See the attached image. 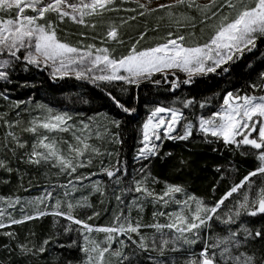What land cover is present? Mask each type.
Segmentation results:
<instances>
[{"label": "snow or ice", "instance_id": "snow-or-ice-1", "mask_svg": "<svg viewBox=\"0 0 264 264\" xmlns=\"http://www.w3.org/2000/svg\"><path fill=\"white\" fill-rule=\"evenodd\" d=\"M123 2L126 0H121V3ZM135 2L143 10L139 13L141 16L158 9H168L169 15L173 16L171 9L184 6L203 13L201 23L206 24L213 19L217 22L210 26L211 34L202 44H186L188 37L174 35L170 31L162 43L138 50L137 44L140 42L138 40L126 55L115 58L108 48H97L95 45L73 46L61 40L57 31L59 24L66 19L79 25H87L86 18L101 17L105 12L121 10L115 7L116 0H0V56L7 57L0 59V80L10 82L9 69L24 63L25 71L28 65L50 66L53 69V78L57 75L62 78L71 73L77 79H87L93 84L123 82L137 87L144 81L159 85L160 80L152 79L155 74L160 73L167 80L169 74L176 76V71L179 70L186 74V79L182 83L191 84L194 77L215 73L217 69L227 73L229 68L223 67L224 65L235 63L245 53L253 52L257 48V42L264 40V0H209L204 5L198 4L197 0H173L171 4H159L156 8L149 7L152 0H146L145 3H141L140 0ZM213 8L216 10L212 11ZM29 10L31 15L27 14ZM123 10L135 11V9ZM4 13L9 14L8 18H4L2 15ZM50 16L54 19H49ZM182 19L189 21V24H181L180 20H176L180 27H195V24L191 23L195 18L182 16ZM90 26L95 28L96 25ZM189 35L194 36L195 33ZM81 36H84V33H81ZM106 38L122 43L119 41L118 29L115 26L109 28ZM143 38L144 33L141 34L140 39ZM180 83L177 77L170 82L171 88L173 90L178 88ZM251 87L264 91V72L259 74V83H254ZM121 91L127 89L121 88ZM107 95L122 111L126 113L135 111L134 108L125 107L110 91ZM0 96L7 99L2 92ZM20 103L24 102H17L15 106L19 107ZM181 103L187 108L194 101L187 100ZM199 106L204 108L206 103H201ZM71 119L67 113L52 114L50 109L43 119L34 118L30 122L31 126L24 129L25 131L34 134L41 128L49 133L71 131L74 142L58 141L55 137L50 139L48 135L38 136L32 145L31 153L27 156V161L32 164L54 161V166H59L61 172H67L70 176L77 171V168L91 164L92 161L88 157L99 155L100 150L88 143L93 135L90 124L81 121L77 129L74 125L68 124ZM88 119L91 121L93 118ZM111 123L116 128L120 126L117 120H112ZM196 132L200 133L207 142H212L208 140V137H211L221 141L225 146L235 145L237 148L248 147L255 150L252 153L245 151L242 154L253 155L258 166L239 183L233 184L214 204H207L201 198L188 194L183 186L177 184H166L162 193H156L147 187L149 173L140 180H134L132 187L123 190L126 193L134 192L139 195L126 205L128 214L126 215L122 208L114 215L110 225H91L73 215L77 207L91 206L87 203V198L78 201L77 204L69 200L62 202L56 199L51 205V212L41 211L39 208L41 204H45L46 200L55 199L53 191H45L42 196L23 202L21 219L13 218L7 208H0V228L6 227L2 222L5 216L10 224H21L45 215L63 217L70 222L63 231L65 233L75 231L79 234V239H74L67 245L61 244L60 247L78 250L83 256L78 264H111L110 260L106 262L107 254L119 258V264L125 262L133 264L141 253L149 252L157 254L147 257L150 264H169L167 259H163L168 251H186L188 257L184 264H264V255L259 258L255 254L249 255L246 252L233 255L234 249L238 250L251 242L264 240V229L252 230L241 222L242 217L264 215V95H239L228 92L217 111L209 116H199L195 124L185 117L181 108L157 106L141 126L139 141L141 147L137 150V159L148 160L158 155L160 145L157 141L163 139L187 141ZM95 135L99 137L101 133L97 131ZM111 135L114 143H122L118 132ZM13 139L18 147H25V144L16 137L13 136ZM61 143L67 145L66 155L65 150L60 147ZM108 155L113 154L108 153ZM121 164L118 159L115 166L102 167L101 172L109 178H115L114 182L119 184L121 175H126V169ZM0 168L8 172L12 171L3 160H0ZM144 171L145 168L140 169V172ZM258 176L262 178L260 185L254 180ZM87 178L76 176L74 179L83 181ZM156 182L153 178V183ZM60 187L71 188L73 192L76 190L73 180ZM93 187L95 191H101L99 182ZM244 189L246 191H242ZM241 192L242 198L223 212L226 201ZM177 194H181L183 198H177ZM64 195L68 197L70 192L66 190ZM115 199L119 204L124 203L121 195H117ZM144 201L162 205L164 208L171 205L177 207L170 212H153L155 223L145 225L139 220L133 223L131 210L138 208L143 211ZM0 202H5V198L0 197ZM6 202L8 208L14 209L16 205L21 204V199L7 198ZM62 204L66 206L67 211L61 210ZM26 206H34V214H26ZM99 215V213L93 214L95 217ZM159 217H166V222L160 223ZM213 221L225 225L228 234L209 235ZM73 225L77 227L73 228ZM232 225H236L235 230ZM143 228L155 230L151 243L149 237L142 234ZM94 232L104 233V239L102 241L93 239ZM133 234L138 239H134ZM4 235L14 238L12 232H5ZM128 241L135 245L131 254L124 252V249L129 247ZM113 243H118L120 248L113 250ZM197 243L203 245L198 253L191 251V246ZM48 244L49 240L46 239L36 250L43 253ZM19 247L25 253L32 251L27 245L22 244ZM65 264H73V260L66 259ZM172 264H175L174 260Z\"/></svg>", "mask_w": 264, "mask_h": 264}, {"label": "trees", "instance_id": "trees-1", "mask_svg": "<svg viewBox=\"0 0 264 264\" xmlns=\"http://www.w3.org/2000/svg\"><path fill=\"white\" fill-rule=\"evenodd\" d=\"M200 1L197 0L200 5L209 2V0ZM140 2L145 3L144 0H140ZM172 2L161 4H171ZM158 5L149 7L156 8ZM115 7L121 10L105 12L101 17H90L87 19V25H79L66 19L58 26V37L71 44L104 42L111 55L117 58L127 54L138 40L140 42L137 44V49L163 42L170 31L174 35L188 37L185 41L186 44L204 43L211 34L210 26L217 22L213 19L207 21L206 24L201 23L203 13L184 6L171 9L173 16L169 15L168 9H158L153 13L141 16L139 13L143 10L138 7L135 0H126L123 3L121 0H116ZM123 9H135V11H124ZM215 10V8L212 9V11ZM2 15L4 18H8L9 14ZM182 16L195 18L191 21L195 27H180L176 20H180L181 24H189V21L182 19ZM131 17H135V19H131ZM49 19H54V17L50 16ZM92 24L96 25L95 28L90 26ZM111 26L118 29L119 41L122 43L106 38V33ZM193 32L195 35L190 36L189 34ZM81 33H84V36H81ZM142 33H144V38L141 40ZM223 67L229 68V71L225 73L221 69H217L215 73L196 76L191 84H183L182 81L186 79V76L177 70L176 76L169 74L167 80L162 74H155L152 79L160 80L159 85L144 81L137 87L123 82L93 84L90 80L77 79L74 76L53 78L43 66L28 65L25 71L24 63L14 65L12 69H9L10 82L0 80V92L7 96V99L0 96V160L5 161L7 166L12 169L11 172H8L4 168H0V197H4L5 200L19 197L22 203L16 205L14 209L7 207V210L13 218L21 219V207L24 201L42 196L44 189L49 188L52 184L64 182L70 177L67 172H61L57 166H54L53 161H42L40 164H32L27 161V156L31 153L32 145L38 136L48 134L42 130L34 134L24 129L31 126L30 122L34 118H41L46 114L45 112L48 113L49 109L52 114L67 113L72 118L68 121L69 125L80 126L81 121L89 123L93 135L88 143L100 150L99 155L88 157L92 161L91 164L78 168L76 173L71 175L72 177L84 176L93 173V170H100L95 183L99 182L101 191H95L93 187L95 183L85 180L86 183L78 185L79 190L77 188L71 196H68L72 197L70 200L73 204L87 198V203L91 205L90 207H77L73 212L76 218L91 225L103 226L110 225L114 215L118 214L122 208L127 215L126 205L139 194L126 193L123 190L132 187L134 180H140L149 173L150 176L146 181L147 187L156 193H162L166 184H177L183 186L188 194L201 198L207 204H214L233 184L239 183L244 176L258 166L253 155L242 154L245 151L252 153L255 150L248 147L237 148L235 145L225 146L221 141L211 137H208V140L212 142H207L198 132L194 133L187 141L168 139L157 141L160 145L159 154L148 160L137 159V150L140 145L143 121L155 106L181 108L185 117L195 124L199 116H206L216 110L223 95L227 92L238 94L264 92L259 88L251 87L252 84L259 83V74L264 72V40L257 42V48L253 52L245 53L235 63H229ZM177 77L181 83L178 88L173 90L170 82ZM121 88H126L127 91L122 92ZM109 91L125 107L134 108L135 111L126 113L118 108L107 95ZM187 100H193L194 103L190 107L184 108L181 102ZM21 101L24 103H20L19 107H16L17 102ZM201 103H206V107L200 108ZM90 117L93 118L91 121L88 119ZM112 120L120 122L119 128L111 123ZM97 131L101 133L99 137L95 135ZM117 132L120 134L122 143H114L112 140L111 133ZM13 136L24 143L25 147H18ZM53 137L58 141L74 142L71 132H55ZM60 147L65 150L64 154L66 155L67 145L61 143ZM108 153L113 155L109 156ZM168 153L171 155H167ZM118 159L122 162L121 166L126 169V175L122 174L121 182L116 184L115 178L107 177L101 172V168H112L117 164ZM141 168H145V171L140 172ZM94 178L95 176L91 179L94 180ZM153 178L157 181L156 183H153ZM254 180L257 185H260L262 178L258 176ZM70 190L71 188L67 189L71 192ZM242 191H246V189ZM78 195L81 197L79 198ZM117 195L122 196L123 204H119L115 199ZM54 197L55 199L46 200L45 204H41L40 210L51 212V205L58 199L57 194H54ZM241 198L242 192L234 194L226 201L223 212L233 207L235 202ZM153 205L150 201H144L143 211L132 208L133 223L137 220L145 225L155 223L153 212L156 211ZM34 210V206L25 207V213L28 215L34 214ZM61 210L67 211L64 204H62ZM94 213L100 215L95 217ZM89 217L93 218L89 220ZM158 221L164 223L166 217H159ZM2 222L6 227L0 228V264H65L66 259H72L73 264H78V261L83 258L76 249L60 247L61 244L67 245L72 240L79 239L77 232L65 233L63 231L64 227L70 223L63 217L45 215L21 224H10L7 218ZM241 222H244L252 230L264 229V215L242 217ZM75 227L77 226L73 225V228ZM231 227L235 230L236 225ZM141 231L143 235L149 237V243H151L154 229L143 228ZM5 232H12L14 238L4 235ZM208 234L226 236L228 234L227 227L218 221H213ZM133 238L138 239L135 234H133ZM46 239L49 240L46 251L38 252L36 249ZM22 244L27 245L32 251L22 252L19 247ZM128 245L129 247L124 249L125 254H131L135 249V245H132L130 241H128ZM202 246L201 243L192 245L191 251L198 253ZM119 248L118 244L117 249ZM239 252L255 254L259 258L264 255V240L251 242L238 250L234 249L233 255ZM149 255L157 254L155 252L141 253L135 258L133 264H136L137 261L138 264H150L147 259ZM187 257L186 251H168L163 259H167L169 264H172L173 260L175 264H184ZM114 264H119V258L116 257Z\"/></svg>", "mask_w": 264, "mask_h": 264}, {"label": "rangeland", "instance_id": "rangeland-1", "mask_svg": "<svg viewBox=\"0 0 264 264\" xmlns=\"http://www.w3.org/2000/svg\"><path fill=\"white\" fill-rule=\"evenodd\" d=\"M143 1V0H142ZM145 2H146V0H144ZM168 1H173V0H152V2H151V4L149 5V6H153V5H158V4H161V3H163V2H168ZM202 2L203 1H207V0H201ZM200 1V2H201ZM27 14H29V15H31L32 13H31V11L29 10V12L27 13ZM88 18H86V20H87ZM42 23L44 22V21H41ZM105 41H107V40H105ZM164 42V41H163ZM68 43V42H67ZM160 43H162V42H160ZM69 44H71V43H69ZM158 44V43H157ZM202 44V43H201ZM71 45H73V46H77V47H84V46H86V45H95L97 48H101V47H104V48H107L106 47V45H105V43L104 42H100L99 44H93V43H85V44H71ZM156 44H154V45H152V46H155ZM152 46H150V47H152ZM145 48H148V47H145ZM141 49H143V48H141ZM139 50V49H138ZM126 55V54H125ZM120 57V56H119ZM119 57H117V58H119ZM4 58H7V57H3V56H0V59H4ZM43 66V65H42ZM43 67H45L46 69H47V71L52 75V71H53V69L50 67V66H43ZM179 71V70H178ZM183 73V72H182ZM185 76H186V74L185 73H183ZM57 76H59V75H57ZM67 76H74L75 77V75L74 74H69V75H67ZM228 93V92H227ZM227 93H225L224 95H223V97H222V100H221V103H220V105L223 103V98H224V96L227 94ZM234 94H235V92H233ZM239 95H245V94H239ZM248 95H257V96H260V95H264V92H261V93H259V94H248ZM220 105L216 108V110H214L213 112H215V111H217L218 109H219V107H220ZM159 106V105H158ZM157 106H155L153 109H155ZM164 107V106H163ZM152 109V110H153ZM151 110V111H152ZM150 111V112H151ZM213 112H211V113H213ZM46 114L45 115H42L41 116V118L40 119H43V117H45L46 115H48V113L47 112H45ZM211 113H209L208 115H206V116H209ZM150 114V113H149ZM148 117V116H147ZM147 117L145 118V120L147 119ZM145 120L143 121V123L145 122ZM69 124V123H68ZM80 126H76L75 125V128H79ZM40 130H42V132H45V133H47L48 134V136H49V138L51 137V135H52V138H53V133H49V132H47L46 130H44V129H38V131H40ZM69 132H71V131H69ZM71 134H72V132H71ZM141 139V138H140ZM139 147H141V144L139 145ZM138 147V148H139ZM39 150H42V149H39ZM53 163H54V161H53ZM85 163H86V160H85ZM58 168H59V166H57ZM60 169V168H59ZM78 169V168H77ZM96 169V168H95ZM97 170V169H96ZM93 170L92 172L93 173H96V175H90L91 173H89V174H87V175H84L85 177H88L87 179H85V180H89L90 181V183H95V181H96V178H98L99 177V175H98V171H100V170ZM76 173V172H75ZM70 176V175H69ZM74 176V175H73ZM95 176V178H94V180H92L91 178L92 177H94ZM75 177H72V176H70V177H68V179H66L64 182H61V183H58V184H52L49 188H46V189H44V191L42 192V194L41 195H43L44 193H45V191H53V196H54V194H57V198L59 199V200H62V201H66L67 199H69V201H71L70 200V198H72V197H65V195H64V193H65V191L67 190V189H69V188H64V187H60L61 185H67L68 184V181L69 180H73V183L76 185V189L80 186V183H86L87 181H85V180H83V181H77V180H75L74 179ZM79 185V186H78ZM80 189H82V188H80ZM78 190H79V188H78ZM56 191V192H55ZM71 192H70V196L72 195V193H73V191L72 190H70ZM79 196V198L81 197L80 195H78ZM39 197V196H38ZM74 198V197H73ZM177 198H180V199H182L183 198V196L181 195V194H177ZM13 199H15V198H13ZM7 200H5V202H0V208H7L8 207V205H7V202H6ZM21 203H22V200H21ZM153 207H154V209H155V211H165V212H170V211H173L177 206L176 205H171V206H169L168 208H164L162 205H159V204H154L153 205ZM35 211V210H34ZM4 219H7V217L5 216V218ZM165 223V222H164ZM155 231V230H154ZM165 231H167V230H165ZM104 233H92V238L93 239H95V240H97V241H102L103 239H104ZM117 246H118V243H113V245H112V247H113V250H115V249H117ZM108 260H110V262H111V264H114L115 263V261H116V257H114V256H111L110 254H107L106 255V262L108 261Z\"/></svg>", "mask_w": 264, "mask_h": 264}]
</instances>
